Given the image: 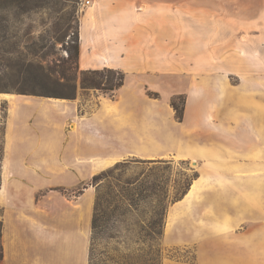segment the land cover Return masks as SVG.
<instances>
[{
	"label": "crops",
	"instance_id": "obj_1",
	"mask_svg": "<svg viewBox=\"0 0 264 264\" xmlns=\"http://www.w3.org/2000/svg\"><path fill=\"white\" fill-rule=\"evenodd\" d=\"M91 2L79 68L121 71L126 83L116 100L11 98L0 264H90L97 192L80 187L133 157L196 166L172 206L164 264H264V0ZM169 70L187 75L172 95L188 97L183 122L147 98V87L165 93Z\"/></svg>",
	"mask_w": 264,
	"mask_h": 264
},
{
	"label": "rangeland",
	"instance_id": "obj_2",
	"mask_svg": "<svg viewBox=\"0 0 264 264\" xmlns=\"http://www.w3.org/2000/svg\"><path fill=\"white\" fill-rule=\"evenodd\" d=\"M80 2H1V157L5 153L12 97H36L65 105L78 103L80 95H84L86 101H98L103 96L110 98L100 91L83 89L80 77L84 71L80 70L76 59L69 58L78 41V20L83 13ZM185 79L184 73L180 77L169 70L160 80L165 86L164 94L147 87V98L164 107L159 113L161 117H168L166 108L170 106L178 120L172 107V101L176 99L179 108L184 107V120L188 97L172 95L176 90L187 88L185 84L176 85ZM47 91L63 97L40 94ZM118 92L110 99L116 100ZM83 112V109H77V115L69 123L76 124L77 116H83ZM151 115L157 114L150 112L148 116ZM161 125H164L163 135H168L172 127L170 122ZM67 128L70 129V125ZM166 147L164 145L163 149ZM195 168L173 158L147 160L133 157L98 173L96 176L100 179L95 184L92 183L95 176L86 179L80 189L95 188L98 200L97 230L92 237L90 264H164L171 259L172 249L165 242L166 227L171 223L173 203L184 196L188 185L196 178Z\"/></svg>",
	"mask_w": 264,
	"mask_h": 264
},
{
	"label": "trees",
	"instance_id": "obj_3",
	"mask_svg": "<svg viewBox=\"0 0 264 264\" xmlns=\"http://www.w3.org/2000/svg\"><path fill=\"white\" fill-rule=\"evenodd\" d=\"M2 1L15 3L16 0H0V4ZM28 2L29 0H24ZM79 52H80V45H79V36L78 41L76 42V45L74 47V52H70L69 58L79 60ZM81 87L85 90H97L101 93L109 96L110 98H114L115 94L124 86L125 84V74H123L121 71L113 70V69H104L100 71H84L81 72ZM77 79V78H76ZM76 79H74L76 81ZM1 90V89H0ZM40 94H43L45 96H58L59 98H62V94H56L51 92H42ZM172 107L176 111V115L178 120H183V111L184 107L179 108L177 105L176 99L172 101ZM2 157L0 156V161ZM100 177L95 176L93 178V184L97 183L99 181ZM191 186V183L188 185L184 195L188 192L189 188ZM98 202V200H97ZM97 202H96V210L94 214L93 219V236L94 232L97 230ZM0 216H1V209H0ZM2 230H3V223L0 219V262L2 260V246H1V237H2ZM93 261V258L91 259Z\"/></svg>",
	"mask_w": 264,
	"mask_h": 264
},
{
	"label": "built area",
	"instance_id": "obj_4",
	"mask_svg": "<svg viewBox=\"0 0 264 264\" xmlns=\"http://www.w3.org/2000/svg\"><path fill=\"white\" fill-rule=\"evenodd\" d=\"M92 2L91 0H81L80 6L84 10L85 8L91 6Z\"/></svg>",
	"mask_w": 264,
	"mask_h": 264
},
{
	"label": "bare ground",
	"instance_id": "obj_5",
	"mask_svg": "<svg viewBox=\"0 0 264 264\" xmlns=\"http://www.w3.org/2000/svg\"><path fill=\"white\" fill-rule=\"evenodd\" d=\"M1 96H3V95H1Z\"/></svg>",
	"mask_w": 264,
	"mask_h": 264
},
{
	"label": "water",
	"instance_id": "obj_6",
	"mask_svg": "<svg viewBox=\"0 0 264 264\" xmlns=\"http://www.w3.org/2000/svg\"><path fill=\"white\" fill-rule=\"evenodd\" d=\"M1 95V94H0Z\"/></svg>",
	"mask_w": 264,
	"mask_h": 264
}]
</instances>
